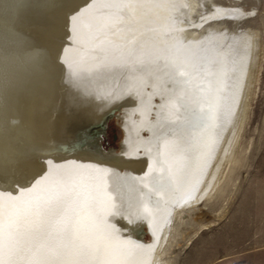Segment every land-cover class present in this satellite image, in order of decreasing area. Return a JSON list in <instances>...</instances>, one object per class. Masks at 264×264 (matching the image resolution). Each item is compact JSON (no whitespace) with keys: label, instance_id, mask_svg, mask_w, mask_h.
Listing matches in <instances>:
<instances>
[{"label":"bare ground","instance_id":"1","mask_svg":"<svg viewBox=\"0 0 264 264\" xmlns=\"http://www.w3.org/2000/svg\"><path fill=\"white\" fill-rule=\"evenodd\" d=\"M108 2L0 0V260L5 264L33 253L53 264V250L68 264V249L97 242L91 217L98 211L121 231L123 250L115 254L120 264H168L164 255L171 241L163 247L168 221L174 215L182 220L184 208L214 188L220 161L232 153L226 151L236 139L227 140V123L250 82L244 84L254 36L249 30L239 35L218 20L238 11L221 0H118L119 8ZM90 3L82 23L74 20ZM177 50L181 59L218 60L227 73L210 112L201 114L189 104L179 118H169L163 105L173 84L163 71L159 79L136 73L141 79L133 82L127 69H104ZM114 110L123 126L118 152L98 144L67 151L71 141L79 146V131ZM163 136L178 139L180 153ZM153 185L159 190L150 191ZM22 192L30 203H8ZM65 192L68 200L79 198L78 211L65 214L56 199ZM141 207L150 215L138 217ZM140 228H147L149 243L139 240ZM177 233L173 226L170 238ZM9 236L16 241L11 248ZM132 241L151 247L133 249Z\"/></svg>","mask_w":264,"mask_h":264},{"label":"rangeland","instance_id":"2","mask_svg":"<svg viewBox=\"0 0 264 264\" xmlns=\"http://www.w3.org/2000/svg\"><path fill=\"white\" fill-rule=\"evenodd\" d=\"M221 3L233 6L238 14L229 13L218 22L226 21L239 35L248 34L249 30L254 36L244 84L248 78L250 82L243 85L227 123V131L231 130L227 132V140L237 137H233L234 147L226 151L230 149L231 155L223 156L214 173L216 187L209 189L200 201L185 207L182 220L174 215L167 223L163 247L171 241L164 255L168 254V264H264V0H221ZM206 23L207 20L202 22V26L207 28ZM120 140L117 123L109 119L98 145L113 151ZM173 226L178 230L175 239L169 236ZM149 240V234L145 233L143 241Z\"/></svg>","mask_w":264,"mask_h":264},{"label":"snow or ice","instance_id":"3","mask_svg":"<svg viewBox=\"0 0 264 264\" xmlns=\"http://www.w3.org/2000/svg\"><path fill=\"white\" fill-rule=\"evenodd\" d=\"M95 2L96 0H92V3ZM91 6L90 3L86 8L81 9L73 19L78 23H82L81 17L88 13ZM107 6L119 8L120 4L118 0H109ZM104 69L107 71L127 69L129 73L133 74L131 77L133 82L141 79L140 76L135 75L136 73L147 74L153 76L155 79H159L157 73L163 71L168 81L173 84V88L168 92L167 103L163 105L170 114L169 118L171 115L179 118L182 115L181 110L189 104H191L194 111H198L201 114H204L206 111L210 112L214 103V97L222 91L223 84L221 78L227 75L225 71L221 70V65L218 60L208 59L203 56L197 57L195 60L181 59L179 50L172 55L156 54L146 59L137 58L134 61L124 60L112 65H106ZM76 75L78 78H82L80 73ZM109 95H113V93L110 92ZM141 101L143 102L142 98ZM209 120H211V116H209ZM177 122L179 121H173V123ZM161 139L167 140L172 145L173 150L180 153L181 145L178 139H170L167 136H163ZM157 164L160 168L164 169L165 173L168 172L167 165L163 164L159 158H157ZM145 187H148V185H145ZM153 190L158 191L159 188L153 185L150 191ZM27 191L30 193L31 189ZM66 196V192L56 196V199L65 205V214L78 211L80 208L79 198L76 200H68ZM13 201H19L24 204L30 203L23 192L21 195L13 197L8 203L12 204ZM137 215L138 217H147L150 213L146 207H141L137 210ZM72 219V216L67 215L68 222H71ZM91 226L99 235L97 242L87 246L78 245L75 249H68V244L63 243L64 234H60L62 246L68 249L67 254L71 256L68 264H120L115 255L117 251L123 250V246L119 243V237L121 235L120 229L114 228L102 211L96 212L91 217ZM7 227L11 230L13 224L9 223ZM50 227L54 228V223ZM52 234V231H49V235L51 236ZM75 234L74 230L73 235ZM112 241H116V243H112ZM15 243L16 241L9 236L7 239L9 248ZM130 243L133 249L151 247V245H142L135 241ZM27 250L31 251V248L29 247ZM2 252L3 249L0 248V253ZM7 254L11 255V252ZM52 261L53 264H64L60 253L55 250H53ZM0 264H5V262L0 260ZM11 264H45V262L38 259L35 253H33L30 259H25L24 256H17L11 261Z\"/></svg>","mask_w":264,"mask_h":264},{"label":"water","instance_id":"4","mask_svg":"<svg viewBox=\"0 0 264 264\" xmlns=\"http://www.w3.org/2000/svg\"><path fill=\"white\" fill-rule=\"evenodd\" d=\"M117 114H118V111L114 110L113 112L107 114L104 117V119L101 122H99L97 125L91 127L88 130L79 131L78 134H77V138H76V142H77V144H79V146L75 147L76 146V145L74 146L75 143L71 141L70 143H68L69 146L66 147V148H68L67 151L68 150H70V151L89 150L92 147H94L96 144H99L100 135L104 131L105 125H106V123H107V121L109 119H114L115 120V122L117 123L118 128L120 129V131L122 133L123 126H121L119 124V119L117 117ZM121 138H123V137L121 136ZM122 140L119 141L118 142V146L116 148H114L115 151L117 150V152H118V150L120 148V143L123 142ZM82 143H83V145H81ZM114 154H116V152ZM145 233H148L147 228H145V229L144 228L143 229L140 228V230H138V236L140 237L139 240H141V241L143 240V235Z\"/></svg>","mask_w":264,"mask_h":264}]
</instances>
